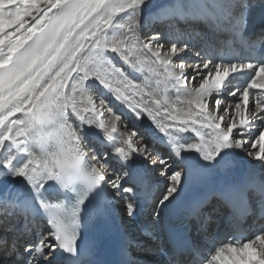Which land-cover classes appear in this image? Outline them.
I'll return each mask as SVG.
<instances>
[{
    "label": "snow or ice",
    "instance_id": "snow-or-ice-1",
    "mask_svg": "<svg viewBox=\"0 0 264 264\" xmlns=\"http://www.w3.org/2000/svg\"><path fill=\"white\" fill-rule=\"evenodd\" d=\"M146 5L147 0H0V172L26 193L23 200L0 203V253L20 255L16 264H88L80 242L87 207L103 197L125 202L128 216L136 215L138 159L164 177L161 209L192 178L179 168L188 158L182 152L197 154L202 169L237 151L264 167V42L257 56L225 59L168 40L162 31L142 38ZM249 7L247 0H189L187 12L180 7L173 15H191L213 33L238 34ZM260 37L264 41V29ZM193 52L197 59L186 60ZM149 61L162 70L157 90L142 89L127 74L142 71ZM113 76L120 78L116 87ZM171 90L177 97L170 102ZM105 91L133 120L151 121L160 138H167L171 163L151 152L146 141L134 146L135 132L126 138L118 133L123 113L112 114L110 122L102 119L112 113ZM189 132L199 142L181 143ZM90 134H102L103 152ZM217 195L225 203L237 196ZM212 210L204 200L192 215L211 219ZM169 264L190 262L177 256ZM199 264H264V227L247 238L221 241Z\"/></svg>",
    "mask_w": 264,
    "mask_h": 264
},
{
    "label": "bare ground",
    "instance_id": "bare-ground-1",
    "mask_svg": "<svg viewBox=\"0 0 264 264\" xmlns=\"http://www.w3.org/2000/svg\"><path fill=\"white\" fill-rule=\"evenodd\" d=\"M249 4L248 11L246 13L247 16V22L249 25V32L247 33V37L253 38L256 36V34L252 31L254 28L258 29H264V24L261 23V20L264 19V3L257 2V0H247ZM189 3V0H147V5L144 8V11L141 15V24L142 28L140 29L139 35L143 38L145 35H149V31H152V34L155 32H164L165 38L168 40H180L185 41L184 34L189 38V33L185 32V25H183L182 20L180 16H174V10L180 7H184L185 11H188L187 4ZM238 11V10H234ZM193 17L191 15L187 16V21L193 22ZM169 21V33H166V30L164 29L167 25V22ZM200 25L203 26V24L200 23ZM247 25V26H248ZM157 28V29H156ZM155 29V30H154ZM205 29L201 28L200 32L203 33ZM195 34V31H192ZM259 33V32H258ZM257 33V34H258ZM212 34V32H211ZM151 35V34H150ZM202 37V36H201ZM198 38V41L194 40L193 42L190 40H187L189 44H191L195 50H200L205 55H212V51L204 49V45L208 44L210 39L209 37L205 39ZM213 38V36H212ZM212 52V53H211ZM138 56H142V52H137ZM144 59H148L147 56H144ZM188 61H193L197 59L193 53H189L185 57ZM117 66L119 65V62H117ZM127 68V66H125ZM100 71L106 72L110 71V69L101 68ZM162 70L156 67L155 65H152L149 61L148 64H146L142 71H130L127 74L129 75V78L134 81V83L140 84L141 88L143 89L145 85H149L153 88V90H157V74L160 73ZM159 80L161 81L159 85V91L163 92L164 90V84H163V75H160ZM119 77L113 76V86L116 87L119 84ZM245 77H240L238 83H243ZM122 87V86H121ZM170 88V86H169ZM189 88H191V85H189ZM104 98L107 99L109 103V107L112 108V113H105V116L102 117L107 122H110V116L112 114L120 115L123 113L121 122L117 125L118 127V133L122 134L124 138H126L131 133L135 132L136 135L133 137L134 140V146L136 144H140L142 142H147L149 144V150L153 153H160L158 149H162L163 152L160 154L162 156H166L169 158V163L172 162V158L168 152H170L169 147H166V139H161L160 137L162 134H159L158 132L154 131L153 127L151 126V121H135L131 118L128 109L125 105L120 104L119 102L115 101L112 98V94L107 93L106 91L103 93ZM141 92L140 90H136L135 95L132 97L133 102H136V100L139 99ZM97 95H100V92H97ZM168 97L170 102L175 101L177 94L174 90H171L168 92ZM180 101L185 102L188 99L185 97L183 93H180L179 96ZM233 98L229 96L228 100H232ZM253 105V101L250 100L249 108ZM205 132H210V130L205 129ZM140 133H142V136L140 137ZM210 136H205V140L209 139ZM89 139L92 140V142H95V145L98 149V151L103 152L105 148V144L101 143L102 134L101 136H97L95 134H90ZM137 140V141H136ZM185 140L189 142H199V137L195 136V133L189 132L184 135V140L181 141L183 143ZM156 148H158L156 150ZM161 151V150H160ZM166 153V154H165ZM182 155L187 156L188 158L184 160L183 163H179V168L184 170L185 172L191 173V177L196 171V161H194V158H192L193 153H185L182 152ZM218 163L220 164L218 166ZM216 163L214 168H211L212 174H208L206 182L200 183L199 180H194L191 178L190 180L186 181L183 186V191L180 193V195L177 197V199L167 207L161 209V205H159V216L156 215V213L151 214L149 217V220H147V224L151 228V230H155L158 224L160 223V217H162L161 211H164L165 209H169L173 204L179 202L183 197L188 194H194L196 197L202 198V197H208L210 194H213L216 190V185L219 183H223L228 178H231L232 176L238 175L240 172H252L253 177H256L259 175L264 180V167H261V163L259 161H256L253 157L248 156L246 153L243 152H234L230 153L228 156H226L223 160H219V162ZM146 166L148 170H150L149 177H150V184L149 189L151 191H157L156 193H161V191L164 189L165 185L160 186L159 180L162 179L164 182V177L160 176L159 170L157 167L152 166L150 163L144 162L142 159H138L136 167L141 168L142 166ZM236 168V169H234ZM254 171V172H253ZM3 173L0 172V203L8 204L10 201H17L22 196H26V193L23 192V190L18 185H13L10 183H7L5 180H3ZM155 180V182H154ZM157 181V183H156ZM165 184V183H164ZM11 211H15V209H11ZM12 220H15V217H12ZM131 225H134L135 222L131 221ZM129 228H135L134 226H131ZM11 230L10 228L8 229ZM118 230L120 234L126 235L127 228H121L118 227ZM137 231H130L129 233L136 234ZM148 248H153V244L150 243ZM147 248V249H148ZM4 254V253H1ZM0 254V255H1ZM8 255L5 254L4 258H7ZM19 259H13L10 258L9 262L4 264H16V261ZM15 262V263H14Z\"/></svg>",
    "mask_w": 264,
    "mask_h": 264
},
{
    "label": "rangeland",
    "instance_id": "rangeland-1",
    "mask_svg": "<svg viewBox=\"0 0 264 264\" xmlns=\"http://www.w3.org/2000/svg\"><path fill=\"white\" fill-rule=\"evenodd\" d=\"M257 2H261V0H257ZM157 29V28H156ZM155 30V29H154ZM152 32H153V30L152 31H149V33L150 34H152ZM149 34V35H150ZM229 98V97H228ZM229 101H231V100H229ZM253 106V105H252ZM252 106L250 107V109L252 108ZM107 114V113H106ZM140 137L142 136V133H140V135H139ZM137 141V140H136ZM94 144H95V142H93ZM158 148H156V150H157ZM162 151V150H161ZM165 182V181H164ZM165 185V184H164ZM163 185V186H164ZM163 186H162V189H163ZM158 205H159V203H157ZM157 204H156V208H155V210H154V212H156L157 211Z\"/></svg>",
    "mask_w": 264,
    "mask_h": 264
}]
</instances>
